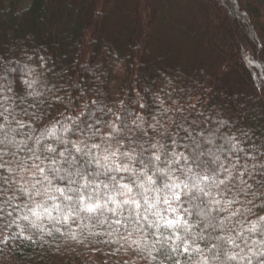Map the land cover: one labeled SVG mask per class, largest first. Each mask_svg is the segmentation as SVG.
<instances>
[{
    "label": "trees",
    "instance_id": "1",
    "mask_svg": "<svg viewBox=\"0 0 264 264\" xmlns=\"http://www.w3.org/2000/svg\"><path fill=\"white\" fill-rule=\"evenodd\" d=\"M114 2L0 0V264H264V0L212 63Z\"/></svg>",
    "mask_w": 264,
    "mask_h": 264
},
{
    "label": "rangeland",
    "instance_id": "2",
    "mask_svg": "<svg viewBox=\"0 0 264 264\" xmlns=\"http://www.w3.org/2000/svg\"><path fill=\"white\" fill-rule=\"evenodd\" d=\"M161 1L115 0L114 7L118 20H120L123 19L121 15L122 10L125 12L129 10L135 11L145 16L147 12L151 11H148V6L150 9H156L155 6ZM212 1L215 2V0H173L170 8L165 11L164 19L160 22L158 27V38L161 40V43H165L170 47H176L183 59L191 58V60L195 59L196 61L205 59L211 63L215 61L217 56L214 54L215 49L213 43L218 33V27L208 17V12L213 10L217 13L218 10L221 16H225L227 13L221 10V6H217L215 9L212 4L210 6ZM123 20L125 21V19ZM129 22V20L126 21V23ZM240 22L244 23V20L241 19ZM48 26L49 25L45 24L46 30L49 29ZM52 29V33H56V31H54L56 29ZM190 31H193L194 34L193 32L190 33ZM187 32H189L192 37L189 36L190 34H187ZM72 33L71 31L68 33L61 32L54 46L64 43L65 38H69ZM45 34L47 38H49V41L54 40L53 37H51V33L46 31ZM198 34L199 36L197 37L196 35ZM174 193L175 191H173V195ZM176 200L177 195L175 194L168 203L166 217L168 224L170 220L175 223L179 219H182V214L175 204Z\"/></svg>",
    "mask_w": 264,
    "mask_h": 264
},
{
    "label": "snow or ice",
    "instance_id": "3",
    "mask_svg": "<svg viewBox=\"0 0 264 264\" xmlns=\"http://www.w3.org/2000/svg\"><path fill=\"white\" fill-rule=\"evenodd\" d=\"M221 183H223V181H221ZM173 223H174V221H171V220L169 221V224H173Z\"/></svg>",
    "mask_w": 264,
    "mask_h": 264
}]
</instances>
